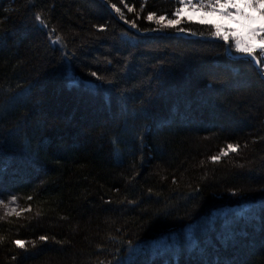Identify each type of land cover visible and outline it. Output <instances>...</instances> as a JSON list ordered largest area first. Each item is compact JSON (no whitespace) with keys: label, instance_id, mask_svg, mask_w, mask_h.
I'll use <instances>...</instances> for the list:
<instances>
[{"label":"trees","instance_id":"trees-1","mask_svg":"<svg viewBox=\"0 0 264 264\" xmlns=\"http://www.w3.org/2000/svg\"><path fill=\"white\" fill-rule=\"evenodd\" d=\"M180 6L0 0V264H264V78Z\"/></svg>","mask_w":264,"mask_h":264},{"label":"rangeland","instance_id":"rangeland-1","mask_svg":"<svg viewBox=\"0 0 264 264\" xmlns=\"http://www.w3.org/2000/svg\"><path fill=\"white\" fill-rule=\"evenodd\" d=\"M180 9H182L180 16L176 19L199 22L203 24L212 25L215 29L220 28V35H216L218 39L227 41L231 53L235 56L241 55L235 49V41L239 38L244 43H251L253 47L257 49L256 52L260 54V40L264 37V32L260 36L251 38L248 35L250 28L259 29L264 21L259 19L260 13L253 11L251 8L244 6L241 0H234L235 3L239 4V10L245 15H250L255 18V22L249 23L244 20L241 16H237V8L229 7L227 9H220L217 6V0H179ZM223 3L224 0H219ZM209 4L212 7H209ZM213 8H216V12L213 14ZM223 11L233 13V18L222 16L220 13ZM227 36V40L224 37ZM217 40V39H216ZM226 45V50H227ZM235 52V54L233 53ZM256 55V54H255ZM257 56V55H256ZM264 63V61H262ZM9 162H0V216H9L19 211L21 207L20 197L14 191L11 186L15 183H19L21 179L27 176H37L41 169L35 160L30 158L24 152H18L14 154ZM23 182V180H22ZM13 184V185H12Z\"/></svg>","mask_w":264,"mask_h":264},{"label":"snow or ice","instance_id":"snow-or-ice-1","mask_svg":"<svg viewBox=\"0 0 264 264\" xmlns=\"http://www.w3.org/2000/svg\"><path fill=\"white\" fill-rule=\"evenodd\" d=\"M121 2H123V0H121ZM242 3H244V6L247 8H251L253 11L255 12H259L260 13V17L259 19L261 21H264V0H241ZM217 6L220 9H227L229 7H235L237 8V12L236 15L237 16H241L244 20L248 21L249 23H253L255 22V18L250 16V15H245L243 12H241L239 10V4L235 3L234 0H224L223 3H220L219 0H217ZM115 7V6H113ZM125 7H127V5H125ZM209 7H212L211 4H209ZM118 13L120 12L119 8L115 9ZM128 11L131 12L132 9L128 8ZM182 9H180L179 7L177 8L176 12L172 13V15L179 17L180 13H181ZM216 12V8H213V14ZM222 16H226L228 18H233V13L231 12H227V11H223L220 13ZM121 18H123V14L121 13ZM35 19L37 21H40L41 24H43L45 27H47V25L44 23L43 19L41 18V16L39 14H37L35 16ZM153 19H155L154 14H149L147 16V20L152 21ZM166 20V17L161 15L156 22L158 24H162L164 21ZM180 23L179 19H168L167 20V24L166 26H175L177 24ZM133 27H135V23H133L132 25ZM101 30H103L101 28ZM180 31H183V29H179ZM53 31H55V29H53ZM220 28L217 27L216 28V32L215 35H220ZM264 32V24H261L259 29H254V28H250L248 30V35L251 38H255L256 36H260V34ZM225 40H227V36L224 37ZM60 41V37L57 36L56 39L53 41V43H57ZM235 49L237 52L239 53H243L244 55L240 57V59L245 60L246 62H251L252 60L255 61L256 66L259 69V74L261 75V77H264V63H262V61H264V37L261 38L260 40V55L259 57H257L256 55H254L257 51V49L255 47L252 46L251 43H244L242 44L241 40L239 38L236 39L235 41ZM226 51H231V48L227 49ZM251 57V60H249L248 58ZM92 75H96L95 73H92ZM238 145L234 146V145H228L227 146V151L222 150V155H227L228 152H236L238 150ZM220 156H214L212 157L213 161L219 160ZM24 211V210H22ZM17 215H19V213H17ZM2 218V217H0ZM41 239H46V237H41ZM16 245L20 248H24V242L22 241H15Z\"/></svg>","mask_w":264,"mask_h":264},{"label":"water","instance_id":"water-1","mask_svg":"<svg viewBox=\"0 0 264 264\" xmlns=\"http://www.w3.org/2000/svg\"><path fill=\"white\" fill-rule=\"evenodd\" d=\"M176 35H178V36H181V35H182V36L187 37V35H185V34H183V33H178V34H176ZM202 39H203V38H202ZM223 42L227 45V48L229 49L228 42H227V41H223ZM227 55H228L230 58H232V59H235V60H242V59H240V57L243 56L244 54H241V55H237V56H235V55H233V54L231 53V51H227ZM254 55H255V54H254ZM248 59L251 60V57H249ZM251 63L255 66L256 70H257L258 73H259V69H258V67H257L256 64H255V61L252 60ZM260 76H261V75H260ZM262 78H264V77H262Z\"/></svg>","mask_w":264,"mask_h":264}]
</instances>
